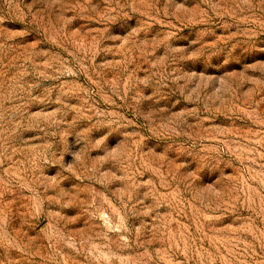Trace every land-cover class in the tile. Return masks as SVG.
I'll return each instance as SVG.
<instances>
[{
	"label": "rangeland",
	"instance_id": "rangeland-1",
	"mask_svg": "<svg viewBox=\"0 0 264 264\" xmlns=\"http://www.w3.org/2000/svg\"><path fill=\"white\" fill-rule=\"evenodd\" d=\"M0 264H264V0H0Z\"/></svg>",
	"mask_w": 264,
	"mask_h": 264
}]
</instances>
